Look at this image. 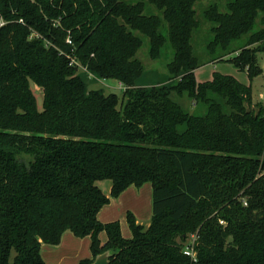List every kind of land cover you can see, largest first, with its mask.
<instances>
[{"label": "trees", "instance_id": "obj_1", "mask_svg": "<svg viewBox=\"0 0 264 264\" xmlns=\"http://www.w3.org/2000/svg\"><path fill=\"white\" fill-rule=\"evenodd\" d=\"M197 1L0 0V264H46L43 246L66 232L91 239L92 256L78 264L107 251L109 264H264V104L232 75L196 80ZM204 14L214 24L209 51L247 36L231 60L257 76L264 0ZM136 32L150 39L152 59L169 41V85H137L145 68ZM81 68L119 81L123 95L88 90ZM172 90L208 111L185 112ZM103 179L114 198L152 184L148 227L128 211L126 238L120 221L99 219L111 202ZM193 235L196 259L185 253Z\"/></svg>", "mask_w": 264, "mask_h": 264}, {"label": "rangeland", "instance_id": "obj_2", "mask_svg": "<svg viewBox=\"0 0 264 264\" xmlns=\"http://www.w3.org/2000/svg\"><path fill=\"white\" fill-rule=\"evenodd\" d=\"M229 1L231 0H199L195 3L194 8L196 9V16L200 21V25L194 30L192 38L194 52L198 57L199 62V66L195 70V78L198 82L203 83L212 80L216 73L232 75L244 84H251L253 99L264 104V52H259L257 55V65L260 68V73L251 79L247 71L239 70L236 64L231 60V58L237 54L238 49L244 46L247 41V36L233 41L227 49H217L215 53H211L208 49L209 43L214 38V35L211 32V28L214 24L205 18V10L211 5L217 4L221 12H226ZM146 12L150 14L154 13L162 15V12L152 4L147 5ZM261 26L260 19H258L253 31L259 30ZM161 31L165 36H168V25L165 20ZM136 34L143 40V44L138 50L136 56L143 63L145 68L142 76L137 80V85L144 87L169 85L171 83V74L168 69V64L173 60L174 56L173 49L169 41L164 44L161 50L160 58L152 59L150 56V39L140 32H136ZM80 73L86 81L88 90L101 89L106 94L114 92L119 96L123 95L124 87L119 81L114 79H100L95 74L88 72L84 68H81ZM33 88L37 96L38 108L39 110H42L44 100L43 89L36 85ZM171 98L180 104L182 109L189 114L205 115L208 111V105L206 103L201 102L199 104H195L192 97L187 92L179 93L178 91L172 90ZM182 128L183 126H180V129ZM98 185L105 194L110 196V188L112 185L110 180H100L98 181ZM152 194L153 187L151 183H146L142 187L131 186L118 198L110 196L111 202L102 208L99 213V219L102 220V222L120 221L124 237L131 238L133 236V232L128 223L127 213L128 211H131L135 217L146 226L147 221L145 215L143 216V212L149 209L152 214ZM64 235V241L62 240L63 243L61 242L60 245H44L43 256L46 264L79 263V261L74 263V259H71L69 255L64 258L57 257L59 252L52 256L47 254L46 249H50L51 251L61 250L63 248L62 244L65 245L67 242L66 238L69 239V237L79 242L77 252V256H80L79 259L92 256L90 237L78 238L71 232H66ZM100 237L102 241H106L107 239L105 232H102ZM191 238L192 236H190L185 242L186 246L191 243ZM61 246L62 248H60Z\"/></svg>", "mask_w": 264, "mask_h": 264}, {"label": "crops", "instance_id": "obj_3", "mask_svg": "<svg viewBox=\"0 0 264 264\" xmlns=\"http://www.w3.org/2000/svg\"><path fill=\"white\" fill-rule=\"evenodd\" d=\"M254 100V99H253ZM254 102L256 103V102H258V101H255L254 100ZM128 190V189H127ZM123 194H124V192H123ZM136 194V193H135ZM110 196H111V188H110ZM145 215V217H146V221H147V225H146V227H148L149 225H150V222H151V218H152V214L150 213V211H149V209H147L145 212H143V216ZM102 221V220H101ZM103 221H105V220H103ZM137 221L139 222V223H141V224H143L142 222H140V220L137 218ZM107 222V221H106ZM74 235V234H73ZM65 236V235H64ZM75 236V235H74ZM63 241H64V239H63ZM66 244L65 245H63L62 244V246H63V248H62V246L60 247V248H62L61 250H59V251H51L50 249H46V251H47V254L49 255V256H52V255H54V254H57L58 252V256L57 257H59V258H64L65 256H70V258L72 259H74L73 261H74V263H76L77 261H79L80 262V260L81 259H79L80 258V256H77V252H78V241L77 240H75V239H72L71 237H69V239H67L66 238ZM63 243V242H62ZM43 248H44V246H43ZM43 248H42V253H43ZM64 250V251H63ZM63 251V252H62ZM53 252H55V253H53Z\"/></svg>", "mask_w": 264, "mask_h": 264}, {"label": "built area", "instance_id": "obj_4", "mask_svg": "<svg viewBox=\"0 0 264 264\" xmlns=\"http://www.w3.org/2000/svg\"><path fill=\"white\" fill-rule=\"evenodd\" d=\"M3 24V22H2ZM69 43H72V40L71 38H69L67 40ZM72 63H75V61L73 60ZM71 63V64H72ZM196 239L197 237L195 235L192 236L191 238V243H189L186 247H185V253L187 255H189L190 257H192L193 259H196V252H195V243H196Z\"/></svg>", "mask_w": 264, "mask_h": 264}, {"label": "water", "instance_id": "obj_5", "mask_svg": "<svg viewBox=\"0 0 264 264\" xmlns=\"http://www.w3.org/2000/svg\"><path fill=\"white\" fill-rule=\"evenodd\" d=\"M112 255L111 251H107L95 259V261L92 264H109L110 256Z\"/></svg>", "mask_w": 264, "mask_h": 264}]
</instances>
